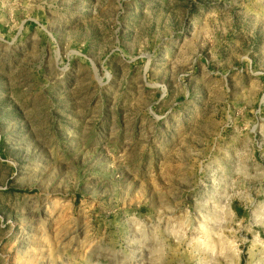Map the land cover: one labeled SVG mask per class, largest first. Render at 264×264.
Here are the masks:
<instances>
[{"label":"rangeland","instance_id":"obj_1","mask_svg":"<svg viewBox=\"0 0 264 264\" xmlns=\"http://www.w3.org/2000/svg\"><path fill=\"white\" fill-rule=\"evenodd\" d=\"M0 264H264V0H0Z\"/></svg>","mask_w":264,"mask_h":264}]
</instances>
